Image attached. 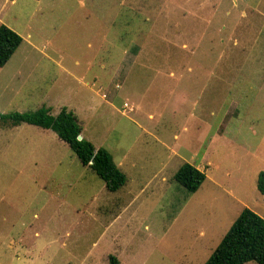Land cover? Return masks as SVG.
<instances>
[{"label":"rangeland","instance_id":"obj_1","mask_svg":"<svg viewBox=\"0 0 264 264\" xmlns=\"http://www.w3.org/2000/svg\"><path fill=\"white\" fill-rule=\"evenodd\" d=\"M8 1L0 112L71 110L127 180L108 191L51 129L1 124L0 264H203L244 207L264 218V0Z\"/></svg>","mask_w":264,"mask_h":264},{"label":"trees","instance_id":"obj_2","mask_svg":"<svg viewBox=\"0 0 264 264\" xmlns=\"http://www.w3.org/2000/svg\"><path fill=\"white\" fill-rule=\"evenodd\" d=\"M22 37L9 26L0 23V67L20 45ZM20 123L51 129L75 153L80 163L90 168L108 191H116L126 182L125 173L113 161L104 148H95L81 135V126L71 110L61 107L52 115L44 105L32 111L9 114L0 112V126H16ZM81 135V138H78ZM205 173L196 165L184 162L172 175V179L187 192H195L205 179ZM256 187L264 193V172L257 176ZM254 261L264 264V218L244 207L231 223L203 264H243ZM109 264H119L115 256H109Z\"/></svg>","mask_w":264,"mask_h":264},{"label":"built area","instance_id":"obj_3","mask_svg":"<svg viewBox=\"0 0 264 264\" xmlns=\"http://www.w3.org/2000/svg\"><path fill=\"white\" fill-rule=\"evenodd\" d=\"M2 1H3V0H2ZM4 1H7V2H9L8 0H4ZM7 2H6V3H7ZM124 105H126V103H124Z\"/></svg>","mask_w":264,"mask_h":264},{"label":"water","instance_id":"obj_4","mask_svg":"<svg viewBox=\"0 0 264 264\" xmlns=\"http://www.w3.org/2000/svg\"><path fill=\"white\" fill-rule=\"evenodd\" d=\"M78 138H81V135H78Z\"/></svg>","mask_w":264,"mask_h":264},{"label":"crops","instance_id":"obj_5","mask_svg":"<svg viewBox=\"0 0 264 264\" xmlns=\"http://www.w3.org/2000/svg\"><path fill=\"white\" fill-rule=\"evenodd\" d=\"M3 23V22H2ZM5 24V23H4ZM198 168V167H197ZM126 180H127V177H126Z\"/></svg>","mask_w":264,"mask_h":264}]
</instances>
